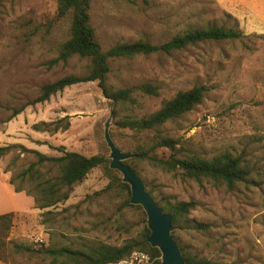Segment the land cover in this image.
Here are the masks:
<instances>
[{
  "label": "rangeland",
  "instance_id": "rangeland-1",
  "mask_svg": "<svg viewBox=\"0 0 264 264\" xmlns=\"http://www.w3.org/2000/svg\"><path fill=\"white\" fill-rule=\"evenodd\" d=\"M89 17L103 51L138 40L160 45L187 29L211 25L235 27L245 36L109 61L108 83L114 88L144 83L158 88L157 96L138 94L133 110L112 115L109 136L121 152L132 153L150 137L119 129L115 121L121 115L146 116L178 92L205 87L199 105L162 129L178 140L181 152L207 159L222 153L239 157L248 169L245 181L228 188L164 172L140 159L131 165L160 205L166 198L195 204L185 224L205 227L173 226L178 248L216 264H264V0H91ZM68 28L69 16L56 15V0L0 2V147H12L0 157V215L14 214L6 237L10 243L0 264H64L42 252L120 246L147 228L144 211L130 204V192L119 186L121 175L119 182L111 181L101 167L75 185L67 200L48 209L36 208L31 196L15 193L7 184L12 175L35 162L24 150L56 157L60 154L55 149L62 147L109 161L104 125L112 106L96 82L66 87L31 104L43 85L85 71V61L77 58L48 67L68 38ZM62 118L68 122L65 130H32L35 124ZM156 155L165 159L170 151L159 149ZM11 162L14 165L5 172ZM13 245L30 251L13 253Z\"/></svg>",
  "mask_w": 264,
  "mask_h": 264
},
{
  "label": "trees",
  "instance_id": "trees-1",
  "mask_svg": "<svg viewBox=\"0 0 264 264\" xmlns=\"http://www.w3.org/2000/svg\"><path fill=\"white\" fill-rule=\"evenodd\" d=\"M90 3L91 0H56L57 17L69 16L68 38L59 45L57 55L47 63L48 67L58 64L65 65L69 60L77 58L85 61V71L81 75L68 74L43 85L39 90V95L31 104L46 101L50 96L61 92L66 87L80 83L96 82L102 96L112 106L113 116H117L121 109L133 110L136 107V95L157 96L158 88L148 83L126 88H114L108 83L109 61L148 56L158 51L171 53L201 42L245 37L235 27L211 25L206 28L187 29L160 45H153L147 41L138 40L131 43H116L103 51L95 38L94 29L90 25ZM259 38L263 37L259 36ZM206 90L203 86H196L187 91L178 92L170 99L163 101L157 110L146 116L121 115L115 121V125L119 129L150 137L146 142L138 144L131 153L133 158L124 163L136 172L131 162L140 159L151 167L164 172L177 174L183 178L195 181L206 179L224 184L228 188H232L236 183L245 181L248 176V169L239 157L229 153H222L207 159L194 153L181 152L180 148H177L178 140L166 135L162 129L167 123L183 117L195 106L199 105ZM22 109L23 107L13 110L10 117L12 118L19 114ZM63 121L64 123L61 124ZM67 127L68 122L65 118H62L48 124L44 122L35 124L32 126V130L52 133L59 128L60 130H65ZM11 148V146L0 147V157L8 153ZM159 149L169 150V157L165 159L157 157L156 151ZM55 150L60 154L59 156H46L34 150H24L34 156L35 162L28 164L25 169L12 175L7 181V184L13 187L15 193L24 192L27 196H31L36 208L41 210L48 209L63 203L68 199L72 188L81 183L90 171L97 167L103 169L108 179L119 182V173L108 168L109 161L106 157L100 155L86 157L77 152L66 151L62 147H58ZM13 165L14 162H11L5 168V172ZM52 169L55 171L54 174L51 173ZM25 181L28 182V186L24 185ZM119 186L129 192V187L126 184L119 183ZM164 200L163 205H160L155 200L154 202L158 204L164 213L172 215V226L178 229L185 227L194 230L204 229L205 226L202 224L191 226L185 224L190 211L195 207L194 203L169 202L168 198ZM126 203L128 202L126 201ZM13 216V213L0 215L1 261L5 260V248L10 243L6 242V237L11 228ZM173 234L174 232H172V236ZM148 235L149 231L145 227L139 237L129 238L120 246L99 244L87 247L86 251H76L68 248L46 249L42 254L51 257L52 260L61 258L64 260V264H109L126 259L132 253L140 251L150 256L149 264H159L160 253L158 249L151 247L147 243L146 238ZM179 248L186 264H216L206 259L198 258L195 255H189L183 248ZM12 251L13 253L30 251V248L13 245Z\"/></svg>",
  "mask_w": 264,
  "mask_h": 264
},
{
  "label": "water",
  "instance_id": "water-1",
  "mask_svg": "<svg viewBox=\"0 0 264 264\" xmlns=\"http://www.w3.org/2000/svg\"><path fill=\"white\" fill-rule=\"evenodd\" d=\"M112 115L111 108L109 119L104 125V140L110 151L108 168L117 171L121 175L122 183L129 187V203L140 206L144 211L146 226L149 231L146 241L151 247L158 249L160 253L159 264H186L180 249L171 235L174 229L171 225L172 215L162 211L149 192L146 191L138 176L124 163V161L132 158L133 155L121 152L109 136V124Z\"/></svg>",
  "mask_w": 264,
  "mask_h": 264
},
{
  "label": "built area",
  "instance_id": "built-area-1",
  "mask_svg": "<svg viewBox=\"0 0 264 264\" xmlns=\"http://www.w3.org/2000/svg\"><path fill=\"white\" fill-rule=\"evenodd\" d=\"M150 256L145 252L136 251L128 258L109 264H149Z\"/></svg>",
  "mask_w": 264,
  "mask_h": 264
}]
</instances>
